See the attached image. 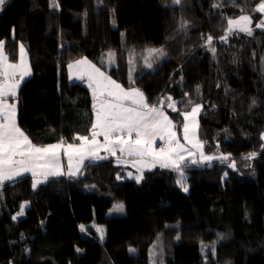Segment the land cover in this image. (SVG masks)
<instances>
[{"label":"trees","instance_id":"16d2710c","mask_svg":"<svg viewBox=\"0 0 264 264\" xmlns=\"http://www.w3.org/2000/svg\"><path fill=\"white\" fill-rule=\"evenodd\" d=\"M55 2L58 7L53 0H6L0 10V40L10 60H17L23 43L33 69L20 89L18 122L34 143H79L76 134L89 135L91 90L68 75V65L86 57L122 86L142 89L151 104L164 95L196 97L203 103L200 135L207 154L230 153L231 159L189 167L194 171L187 192L176 182L178 173L159 166L146 170L139 184L117 180L125 172L111 156L87 161L76 176L50 177L35 189L31 174L5 182L0 264H150L151 246L168 237L164 264H264V29L219 40L215 56L204 43L209 34L224 35L229 17L259 20L252 10L260 0ZM164 45L166 56L148 69L147 50ZM110 50L116 54L112 64ZM252 152L257 156L245 159ZM232 161L235 169L228 167ZM116 202L125 213L109 215ZM97 227L105 229L103 240ZM218 234L225 238L206 261L201 241L212 242Z\"/></svg>","mask_w":264,"mask_h":264},{"label":"snow or ice","instance_id":"6c2138e0","mask_svg":"<svg viewBox=\"0 0 264 264\" xmlns=\"http://www.w3.org/2000/svg\"><path fill=\"white\" fill-rule=\"evenodd\" d=\"M6 0H0V8ZM173 5H181L182 0H171ZM53 6L58 7L55 0ZM221 5L213 4V8ZM264 14V0H260L252 10ZM227 27L224 35L219 37L221 42H227L234 33H244L253 36L252 17L249 14H241L236 18L226 19ZM188 22H181V29L188 27ZM255 28L264 29V18L255 24ZM15 29H13V33ZM123 35V34H122ZM205 46L215 56L216 48L213 47L214 38L207 35ZM6 41L0 40V188L5 182H13L26 173H31L33 178L32 188H37L41 183L46 182L50 177L62 175L76 176L81 174V169L85 167V161H99L107 159L101 156L103 150L108 155L116 158L117 164H131L136 169L135 175L128 173V178L134 179L137 184L141 183L144 170L155 168L171 169L178 173L177 184L184 192L188 191L185 176V169L191 164H208L214 160L222 162L229 161L231 154L206 155L204 147L206 142L202 141L198 135V116L203 109V105L187 101L190 110L179 111L176 108L177 101L171 96L162 97L159 106L149 104L145 94L136 87L125 88L111 76L101 71L99 67L87 58H81L68 65L70 78H88V87L92 90L94 120L91 122L89 135L76 134L73 139L79 143H67L63 138L54 144L38 146L20 129L17 123V105L9 103L10 98H15L21 82L31 75V67L28 60V53L23 43L18 45V58L16 62H11L5 48ZM149 56L164 57L166 53L163 48H150L147 50ZM115 52L109 51L106 54L109 64L115 62ZM130 64L134 61L130 58ZM145 66L152 69L154 64L147 57ZM134 67L129 69V79L134 83L132 73ZM183 77H181V80ZM197 93L200 87L196 88ZM185 96L188 94L185 93ZM167 108L183 117V141L174 130L176 125L164 110L165 102ZM183 102V101H181ZM256 103L253 100V105ZM103 137L101 141L99 138ZM134 137V138H133ZM264 139V133L261 134ZM157 140L163 141L160 148L154 147ZM217 147H219L217 145ZM264 148V145H261ZM61 151L67 157V172L64 171L61 162ZM119 153V155H117ZM257 156L256 152L247 154L245 159L251 160ZM250 166V165H249ZM229 168L235 169L236 163L228 164ZM227 172L224 173L226 178ZM117 180L122 179L117 174ZM26 201L21 205L17 216L24 214ZM112 211L123 213L122 203L113 206ZM13 216V220L17 219ZM95 227V225H93ZM81 230L85 229L81 225ZM100 238L103 240L105 229L97 227ZM220 239H224L223 234H218ZM179 239V237H177ZM159 240V237H158ZM210 248L215 254V245H204L203 248ZM155 248V245H154ZM77 251H80L77 249ZM130 253H135L136 249L129 248ZM154 254V251H153ZM155 264V261H153Z\"/></svg>","mask_w":264,"mask_h":264},{"label":"rangeland","instance_id":"374dc122","mask_svg":"<svg viewBox=\"0 0 264 264\" xmlns=\"http://www.w3.org/2000/svg\"><path fill=\"white\" fill-rule=\"evenodd\" d=\"M0 10H1V8H0ZM252 17V27H253V30H254V27H255V24L256 23H258L259 22V20L261 19V18H264V14H262V13H259V15H258V18H259V20H256L253 16H251ZM218 41H219V38L218 39H214V43H213V47H215L216 48V51H217V43H218ZM159 48H163L164 49V51L166 52V49H168L169 48V45H164L163 47H159ZM150 57H152V56H149L148 58H150ZM86 58V57H85ZM79 59H81V58H79ZM78 59V60H79ZM88 59V58H87ZM28 60H29V57H28ZM89 61H91L90 59H88ZM132 60H133V58H132ZM150 60L152 61V62H154L155 64H157V62L158 61H160L161 62V60H162V57H156V59H154V58H150ZM17 61V60H16ZM16 61H11V62H16ZM92 62V61H91ZM107 62V61H106ZM29 63H30V67H31V75H32V73H33V69H32V66H31V62H30V60H29ZM93 63V62H92ZM108 63V62H107ZM93 64H95V63H93ZM96 65V64H95ZM97 66V65H96ZM98 67V66H97ZM101 69V68H100ZM102 71V70H101ZM68 73H69V78H70V72H69V69H68ZM30 75V76H31ZM30 76H28V77H26L22 82H21V84H20V87H19V89H18V94H17V96L15 97V98H10L9 99V103H15L16 105H17V123H18V126L20 127V129L22 130V131H24L25 132V134L29 137V135L26 133V131L19 125V122H18V107H19V98H20V89H21V86H22V83L25 81V80H27ZM113 79V78H112ZM70 80L72 81V82H85L86 83V85H88V83H89V81H88V78H87V76H85L84 77V79H79V78H75V77H72V78H70ZM114 80V79H113ZM117 81V80H116ZM118 83H120V82H118ZM124 87V86H123ZM126 88V87H125ZM137 88V87H136ZM127 89V88H126ZM138 89H140V88H138ZM141 91H142V89H140ZM143 92V91H142ZM144 93V92H143ZM168 96H170V95H164L163 97H168ZM172 97V96H171ZM173 98V97H172ZM173 100H175L174 98H173ZM188 100H192L194 103H199L198 102V100H197V98L196 97H193V96H191V97H185V98H182V99H177V100H175V101H177V104H176V108L179 110V111H184V110H190V106H188L187 105V101ZM148 101V100H147ZM181 101H183V102H181ZM149 103V102H148ZM150 105H151V103H149ZM153 104H156V105H158L159 106V103H157V102H154ZM199 104H201V103H199ZM167 101L165 102V105H164V110H165V112L169 115V117H170V119H172V121H173V123L176 125V128L174 129L176 132H177V135H178V137L181 139V143H184V141H183V129H182V124H183V117H182V115H180V114H178V112H173L171 109H169V108H167ZM202 105H203V103H202ZM203 110V109H202ZM201 113H202V111H201ZM201 113L199 114V116H198V121H199V129H198V135H199V138L202 140V138H201V135H200V116H201ZM94 118L95 117H93V120H94ZM30 138V137H29ZM134 138V137H133ZM101 141L103 140V137H100L99 138ZM203 141V140H202ZM263 141H264V139H263ZM33 142V141H32ZM34 143V142H33ZM34 144H36V143H34ZM65 144H67V143H65ZM163 144H164V142L163 141H160V140H157L156 141V143L154 144V147H156L157 149L158 148H160L161 146H163ZM36 145H38V144H36ZM38 146H42V145H38ZM215 146H217V145H215ZM103 150H101V152H102ZM207 149H206V144H205V147H204V152H205V154L206 155H209V154H207ZM213 151H217V148L216 147H214V150ZM106 153V152H105ZM108 154V153H107ZM117 155H119V153L117 154ZM220 155V154H219ZM108 156H110V155H108ZM107 156V157H108ZM112 157V156H111ZM61 162H62V165H63V168H64V171L65 172H67V157L66 156H64V154H63V151H61ZM86 162L87 161H85V164H86ZM114 162L116 163V158H114ZM250 162V161H249ZM248 162V165H251V162L249 163ZM117 164V163H116ZM117 165H119V166H121V168H122V172L124 171L125 172V174L123 175V178L122 179H131V178H128V173H133V175H135V174H137L136 173V169L135 168H133L132 167V165L129 163V164H117ZM197 165H200V164H196V165H189L187 168H188V170H186L185 169V176L187 177V180H186V183H187V185H188V189H189V183H190V177L191 176H189L188 174H190V172H193L194 170L192 169V168H189V167H196ZM246 167H248V166H246ZM152 169H154V168H152ZM82 170V169H81ZM147 169H145L144 170V176H145V171H146ZM190 170H192V171H190ZM27 174H31V173H26V174H24V175H27ZM23 175V176H24ZM68 176V175H67ZM143 176V177H144ZM177 179H179V175H177ZM182 189V188H181ZM183 190V189H182ZM120 203H122V202H116V203H114V205H116V204H120ZM113 205V206H114ZM113 209V208H112ZM112 209L109 211V215H121V214H124L125 213V208H124V212L123 213H118V212H114V211H112ZM95 227H96V225H95ZM100 234V233H99ZM189 236L191 237V236H194V232H190V234H189ZM202 234H200V233H198L197 235H196V237H194V238H196L197 239V241L198 240H200L202 237ZM219 237L216 239V240H213L212 242H205V241H201V249H202V246H204V245H215V252H216V248H217V244H218V242H219ZM101 240V239H100ZM163 243L164 244H161V243H157V241L154 243V245H155V248H154V245H152L151 246V248H150V253H149V262H150V264H153V261H155V264H164L165 263V260H166V258H167V256H168V254H170V241H169V237L166 239H164V241H163ZM153 251H154V254H153ZM202 253H203V255H204V259L206 260V261H209V260H211L212 258L210 257L211 255H214L213 253H212V250L210 249V248H207V247H205V248H203V250H202ZM103 264H109L106 260L104 261V263Z\"/></svg>","mask_w":264,"mask_h":264},{"label":"crops","instance_id":"0c3cea01","mask_svg":"<svg viewBox=\"0 0 264 264\" xmlns=\"http://www.w3.org/2000/svg\"><path fill=\"white\" fill-rule=\"evenodd\" d=\"M100 155H101V156H108V154L105 153L104 151L100 152ZM114 158H115V157H114ZM66 176H67V175H66Z\"/></svg>","mask_w":264,"mask_h":264},{"label":"clouds","instance_id":"9594fccd","mask_svg":"<svg viewBox=\"0 0 264 264\" xmlns=\"http://www.w3.org/2000/svg\"><path fill=\"white\" fill-rule=\"evenodd\" d=\"M68 75H69V73H68ZM107 75V74H106ZM81 83H84L85 85H86V83L83 81V82H81ZM88 86V85H87ZM89 88V87H88ZM90 89V88H89ZM91 90V89H90ZM91 94H92V90H91ZM107 157V156H106ZM114 158V157H113ZM148 170V169H147ZM122 171V170H121Z\"/></svg>","mask_w":264,"mask_h":264}]
</instances>
